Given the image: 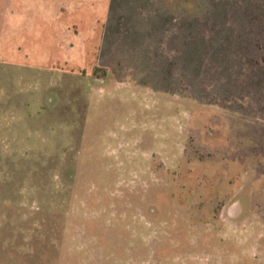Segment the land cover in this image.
Instances as JSON below:
<instances>
[{
  "label": "rangeland",
  "instance_id": "obj_1",
  "mask_svg": "<svg viewBox=\"0 0 264 264\" xmlns=\"http://www.w3.org/2000/svg\"><path fill=\"white\" fill-rule=\"evenodd\" d=\"M0 264H264V0H0Z\"/></svg>",
  "mask_w": 264,
  "mask_h": 264
}]
</instances>
